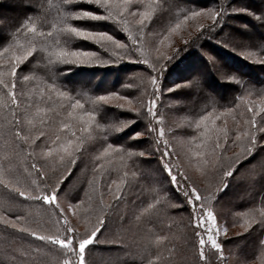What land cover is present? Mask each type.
I'll return each mask as SVG.
<instances>
[{"label":"snow or ice","instance_id":"1","mask_svg":"<svg viewBox=\"0 0 264 264\" xmlns=\"http://www.w3.org/2000/svg\"><path fill=\"white\" fill-rule=\"evenodd\" d=\"M173 2L174 0H163V5L158 7H161L163 11L164 6ZM27 3L36 5L37 9H39L36 15L27 17L16 29L15 35L9 33L0 34V110L6 109L11 115V119H7L5 116L0 121V136L10 138L13 144L11 151L5 152L3 156H0V190H2L0 191V228L3 229L5 234H20L23 239L31 237L44 242L46 246H51L50 252L52 249L58 250L65 257L62 264H87L86 249L91 245L100 243L98 234L103 235L102 229L109 231L110 225L113 223V213L119 207L121 200L125 199L124 193L128 187L127 178L129 174L124 172L122 178L114 179L107 183L106 188L113 201L111 204L105 202L103 193H100L94 200L93 196L87 192H85L86 200L79 199L76 204H68V211L71 212L72 216H77L80 206L87 203V207L83 211L89 217L88 222L91 227L86 229L83 234L79 233L66 214L65 208L59 202L58 192L65 176L71 173L70 165H75L77 158L82 154L85 142L95 140L97 138V130H100L106 139L108 128L99 123H96L94 128L96 111L85 110L84 103L80 99L73 98L67 107V116L69 121L75 120L76 124L62 122L57 134H55V138L50 142L44 131H40L38 135H33L31 128L28 127L32 124V118L29 113L31 105H22L16 91L17 70H20L19 79L21 81H29L30 76L24 74L25 69L32 63L29 58L31 57L32 60H35L37 56H40L41 59H45L42 54L47 53L46 71L49 77L55 81L57 74L54 66L56 64L93 65L101 62L102 57L99 52L85 50L84 48L72 50L65 46L74 39L86 41L89 44L98 46L104 52H110L116 59H109L106 61L107 63H115L120 59L130 60L136 55L137 51H140L136 47L139 44V37H130L132 39L131 45L125 44L111 34V30H102L105 24L99 22H118L125 26L124 31L127 32L128 21L125 15L138 16L137 24L139 27L137 31L143 35V28L146 26L145 22L152 19V13L148 10L140 11L139 9L134 12L130 11L133 0H79V2L78 0H62L64 11L60 18L53 22L49 19V15L40 0H27ZM85 5L94 7L92 10H84ZM231 11L247 12L264 23V10H261L259 15L255 12H250L246 8H232ZM228 12L229 9L223 7L219 9L216 7H201L199 10H189L183 16V21L205 17L212 23L207 28H205L204 24H198L197 29H205V32H212L219 23L223 22L224 16ZM72 20L85 22V25L74 26L71 23ZM88 22L96 23H92L89 26ZM180 27L181 23L178 22L170 29V32H175ZM205 32H201V35H204ZM167 38L165 36V40ZM199 38L197 37L193 41L194 45L197 44ZM250 46L254 47L256 45L255 43L249 45L247 41L241 44V47L245 49ZM260 46L261 50H264V44ZM249 55L251 56V53ZM168 59L170 57L166 54H160L149 65L152 71L156 73L149 78L152 85L149 99L138 98L134 102L133 99H129L127 96H121L117 92H110L96 96L93 101L99 107L110 104L114 99L121 100L124 103H119L115 107L136 113L137 119L150 116L151 119L148 122L146 132L149 137L156 133L158 144L163 145L162 151L159 147L156 149L160 151L159 159L162 163L169 156V145L166 139H162L164 137V129L156 126L162 122V118L156 115L155 109L157 99L160 96L158 77L164 67L163 60ZM207 60L209 66L216 64L214 57L208 56ZM142 62L145 65L149 64L147 58L143 59ZM260 62L264 63V60ZM228 79L236 80L237 78L235 75H229ZM237 82L239 83V81ZM52 87L55 88V83H53ZM257 91L264 94V89ZM246 92L250 95L252 88L249 87ZM58 95L64 96L65 93L59 92ZM240 99L244 100V97L242 96ZM76 109H80L82 114L76 116L74 111ZM247 111L251 113L250 118L245 121L247 127L243 131L238 128L233 140V143L238 144L241 150L230 158L228 167L225 168L221 164L223 187L219 189L220 191L228 187L227 178L233 176V165L238 164L241 158H246L253 153L257 147L258 139L264 146V136L259 138L257 136V133H264V126L257 127L258 112L254 110L251 102L247 105ZM260 111H264V108H261ZM211 115V113H208L202 116L200 123L196 126L200 127L204 121L209 120ZM153 121L156 122L155 125ZM131 122L125 121L121 127H125ZM115 130L118 131L119 129ZM222 131L224 143H227V129L225 128ZM60 132H63L64 135H60ZM142 134L136 133L135 135L139 137ZM40 137H45V140L38 144L37 140ZM220 140L221 136L217 135L212 146L213 152L224 148V144ZM122 151L128 152L130 150L108 143L103 148L102 156L98 159L110 154H119ZM21 154H24L30 161L26 167H22L18 162V157ZM203 154L200 151L195 153L196 156H202ZM140 155L143 156L144 153L141 152ZM217 160H220L219 156H217ZM103 166L102 163H97L94 171L103 168ZM60 168H63V171L57 174ZM46 169L55 176V179L50 184L44 179ZM163 170L167 173L170 183L178 185L176 175L173 174L170 164H164ZM33 173L35 174V179H31ZM180 174L183 175L182 172ZM184 179L187 181V177H184ZM90 183L98 185L99 180L93 177ZM93 190L95 191L96 189L94 188ZM149 190L154 191L155 189L150 187ZM212 195V193H209L207 197H203L196 187H189L188 190L183 191L187 207L190 209L193 235L198 241V264H209V261L205 258L206 247L216 250L218 264H224L226 259L222 251V244L217 239L220 235V230L217 228L216 216L212 209L203 202ZM157 203H159L158 199L151 203H146V206L141 209L140 215L136 219L139 221L141 216H143L144 222L147 223L148 219L156 211ZM17 209L22 211L18 212ZM258 214L260 216L259 225L264 228V210ZM92 217L95 218L94 221L91 220ZM118 220L123 224L125 217L120 214L118 215ZM255 222L254 218L245 221V231L247 232L251 229ZM50 229L55 230L51 231ZM118 230L119 225L114 236L103 242L116 246L122 253L121 256L117 257L116 264H173L172 260L163 256L158 247H154V245H159L160 241L164 239L163 237L156 236L154 240L149 239L146 243H139L137 240L126 242L119 237ZM224 231L227 230L225 229ZM258 243L260 246H264V240H260ZM26 254L27 252H25ZM71 257L75 259L73 260ZM0 264H7V262H0ZM49 264H60V261H49ZM236 264H248V258L239 257L236 260ZM260 264H264V256L261 257Z\"/></svg>","mask_w":264,"mask_h":264},{"label":"rangeland","instance_id":"2","mask_svg":"<svg viewBox=\"0 0 264 264\" xmlns=\"http://www.w3.org/2000/svg\"><path fill=\"white\" fill-rule=\"evenodd\" d=\"M193 1V0H191ZM200 3L201 7L207 8V7H214V5L210 6L211 0H194V2ZM156 2L154 1V6L150 4L144 3V0H133L132 6L130 8V11H136L139 9L140 11L148 10L152 13V19L150 21H146V26L143 28V35L140 34L139 38V44L136 46L140 49V51H137V54L141 55L140 57L143 59L145 58H158L160 54H166L170 59L163 60V62H167L170 60H174V55L176 51L186 44H188L193 38L202 37L201 32H205V29H197L198 24H204L205 28L208 27L209 24L212 22L208 20L205 17H199L196 19H189L188 21H183V16L180 17L179 23H181V27L175 31L170 32V29L175 26V24L168 28V29H162L158 26H154V22H159L160 16L162 17L161 12H157L156 9ZM27 3V2H26ZM22 0H0V34H4L8 29L12 31V33L16 34V29L18 27H8L11 26V20L16 17L21 11V6L26 4ZM249 5V6H248ZM161 6V5H160ZM232 6V7H231ZM200 7V8H201ZM232 8H239V9H248L250 12H255L257 15H259L258 10H264V0H229L228 9L229 12L227 15L224 16L223 22L219 23L215 29L214 32L217 31L216 34L214 32H209L214 34V38L219 40L220 43H224L225 45H230L236 52H240L249 59L261 63V60H264V57L258 55L255 50L250 46L247 49L241 47V44L245 41L248 43L250 38L255 32H262V37H264V27L261 26H252L250 23V19L254 18V16L249 15L247 12H233L231 11ZM199 10V9H197ZM64 11V10H63ZM162 11V10H161ZM163 13H167L168 9L166 7L162 11ZM51 13L53 14L52 10ZM59 13V12H58ZM58 13L53 15H59ZM188 13V12H187ZM186 13V14H187ZM185 14V15H186ZM167 15V14H165ZM251 17V18H250ZM125 18L128 21L127 27L129 29H132V27L138 26L137 20L139 19L138 16H128L125 15ZM250 18V19H249ZM256 19V18H255ZM114 23H118L115 22ZM178 23V22H177ZM123 24L117 25L118 27H121ZM139 27V26H138ZM12 28V29H11ZM122 31V29H121ZM140 33V32H138ZM206 33V32H205ZM111 34L115 35L117 39L122 40L124 43V38L121 36H117L115 33L111 32ZM128 34L130 42L128 45H131L132 39L134 38V35H132V32L129 31ZM120 35V34H119ZM165 36L168 38L165 40ZM261 36V35H259ZM120 37V38H119ZM131 37V38H130ZM199 38V39H200ZM187 41V43H185ZM85 47H83L85 50H91L95 51V48L97 47L94 44H89L86 41H83ZM94 49V50H93ZM100 51V50H99ZM127 51V50H125ZM205 53L208 56L214 57L216 64L212 65V68L214 70V74L216 75L219 80L228 79L227 70H235L238 67L233 64L232 62L226 61L221 55L214 54L213 52L205 49ZM251 53V56L249 55ZM123 55V53H122ZM109 58H104L101 60V62L105 64V66L109 65V67H113L116 63L120 64L122 62H126V60L129 59H120L117 60L115 63H107L106 61L109 60ZM149 58V59H150ZM112 59V58H111ZM116 58H113L115 60ZM30 60V59H29ZM131 61H136L135 59H130ZM138 61V60H137ZM141 63V61L139 60ZM95 65V64H93ZM71 66H85L86 68H91V65H71ZM72 69V67H71ZM70 71V68H69ZM195 72V71H194ZM197 72H200L199 77L202 81H209L207 76V69H197ZM30 76L29 81L23 82L19 79L20 76V70L17 71V94L18 99L21 100L22 105H31L33 109H29V113L32 118V124L28 127L31 128L33 135H38L40 131H43L42 128L47 129L44 131L47 134V137L49 138V142L55 138V134H57L59 126L62 122H70L73 124H76L75 120L69 121V118L67 121H65V116H63L64 111H66L67 116V107L69 105V102L75 99H79V97H74V94L71 92H68L61 87L58 86L54 97H51L50 103H46V100H43L44 96L47 94L40 85L38 76H35V74H29L27 72V69H25V73ZM124 74V73H123ZM101 77V74H98L97 72H91L88 73L85 70H83L80 74L75 75H69L65 74V81L67 84H82V82H88L93 83L92 89L95 87H102L105 85H113L114 81L112 80L114 75L111 74L107 77L105 82L98 84L96 82L98 78ZM229 80V79H228ZM165 85L162 89L165 93L164 95V106L162 113H165V115L162 118V122L160 123L159 127H162L164 129V137L162 139H166L168 141V152L169 156L165 158V161L162 163L159 159V156L157 158V162L153 163V166H157L158 164L164 165V164H170L171 168L173 169V174L176 175L178 185L171 184L168 179V184L172 185L176 192L178 193L179 197L182 198V202H179L177 205L186 206L187 201L185 200L183 196V191H186L189 189V187H196L198 191L201 192V195L203 197H207L209 193H212L213 195L205 199L203 202L212 209L216 216L217 221V228L220 230V235L217 237L218 242L222 244V251L224 253V257L226 258L224 261V264H236V260L239 257H247L248 258V264H260L261 257L264 256V246L258 254L255 253V249L253 248L255 244L253 243V235L256 234L258 238L259 230L264 228H261L259 225V212H250L244 209L243 207H238L240 205V202L245 199V196H249L248 193L245 190L239 191V189H236L235 185L231 186L230 182L233 178L242 179V180H249V178L254 179L259 176L258 174L264 169V161H262V157L264 156V146H262L261 141L258 139L257 147L254 149L253 153L249 155L246 158H241L240 162L238 164L233 165L232 171L233 176L227 178L228 187L225 188L223 191H220L219 189L223 187V177H222V171H221V164L226 168L229 165L230 158L233 157L235 153L240 152V146L238 144H234L233 140L235 139V134L237 129L239 128L241 131L246 129L245 121H247L251 113L247 111V114H236L232 110H221V111H212L211 117L209 120L204 121L200 127H197L196 125L200 123L201 117H195L191 112H187V107H189L190 103L189 100L191 99V93L190 89H186V87L189 85L186 83V81H182L181 78L177 79V77L174 75L170 77L165 78ZM23 82V83H22ZM214 84L215 82H210ZM212 84L208 85V88L210 90H216L217 92L221 93V87L215 88L212 86ZM40 85V86H39ZM39 86V87H38ZM212 86V87H211ZM80 92L82 88H79ZM171 89V91H169ZM86 91V89H84ZM59 92H64V96H57L56 95ZM119 93L121 96H127L125 94H122L118 91H114ZM23 93V95H21ZM107 93H102L101 95H104ZM48 96V95H47ZM190 96V99H189ZM129 99H133L134 102L136 99H142L139 94L136 96H127ZM85 99V98H83ZM81 100L84 103V108L87 111H96V114L99 112V107L93 103L95 98L90 102L88 99ZM40 100L41 104H36ZM28 101V103H27ZM252 106L254 107V110L258 112L257 115V127L264 126V111H260L261 108H264V96L260 97L256 100H250ZM119 103H124V101L121 100H112L110 104L105 105L109 108L113 109V112H120L122 109L115 107V105ZM63 106V107H62ZM98 109V110H97ZM247 109V107H246ZM127 110V109H126ZM7 111V110H6ZM75 115L79 116L81 115V110L76 109ZM129 111V110H127ZM116 115V114H114ZM207 115V114H205ZM0 120L4 119L6 116L7 119H11V115L8 113H5L3 110H0ZM68 117V116H67ZM115 116H113L114 118ZM96 116V121L93 124V127L95 128V124L103 123L100 121V119ZM214 121V123H213ZM53 122L57 123L56 126L53 127L51 125ZM129 125V124H128ZM125 127H129V126ZM44 126V127H43ZM78 127V125H77ZM114 127V126H112ZM125 127L118 128L120 130H125ZM227 129L228 132V141L227 143H224L223 140V129ZM116 128H112V132H118ZM123 130V131H124ZM122 131V132H123ZM130 132L132 133V136H130V139H141V138H148L147 132H144L140 126H135L134 129H131ZM136 133H143L141 136L137 137ZM60 135H64L63 132L59 133ZM203 134V135H202ZM221 136L220 142L224 144L223 149L216 150V152L212 151V146L215 141L216 136ZM118 136L121 138H124V132L123 134H118ZM258 138L260 136H264V133H257ZM104 136L103 133L100 132V130H97V138L93 141H86L84 144V147L82 149V154H88L92 153V157L98 158L102 156L103 148L107 146L108 143L111 142H104L103 141ZM45 140V137H40L37 140V143H41ZM9 141H11L10 138L5 137V140L0 141V156H3L5 154V145H8ZM203 142V143H202ZM5 143V144H4ZM114 144V143H112ZM115 145V144H114ZM157 149L154 147V150ZM197 151H200L204 153L202 156H196L195 153ZM9 152V149L8 151ZM23 155L26 160L27 157L24 154ZM118 155V156H117ZM121 154H110L109 156H105L109 159H121ZM145 159H150L153 157L151 153H144L143 155ZM217 156L220 157V160H217ZM20 157V156H19ZM18 157V158H19ZM250 162H254L255 164L250 166ZM107 165V163H106ZM72 165H70L71 168ZM248 167V168H247ZM110 168V166H109ZM72 169V168H71ZM151 170V168H149ZM253 170L255 173L248 174V171ZM46 174L44 178L47 180V182L50 184L53 182V179H55V176L53 173L49 170H45ZM60 171H63V168H60L57 172L59 174ZM178 171V172H177ZM129 175L128 179V187L126 189L133 188V181L134 178L141 174L139 171L137 172V169L128 170L126 171ZM183 173L181 175L180 173ZM121 173H123L121 168ZM135 174V175H133ZM146 177L151 179L150 175L146 173ZM119 178H112L109 175H100L98 177L99 184L97 186H94L91 188L90 191H84L83 198L86 200L85 192H87L89 195L93 196V199L95 200L100 193L104 194L105 202L106 203H113L110 194L107 191L106 185L107 183L111 182V180L114 179H120L123 177V175H120ZM184 177H187V181H185ZM68 178V174L63 179V187H61L60 191L58 192V199L61 203L62 207L65 208V212L68 215L69 219L71 220L74 227H76L79 231V233L83 234L86 229L91 227V224L88 222L89 217L84 213L83 209L87 207V203L84 205H81L78 209L77 216H72L71 212L68 211V204H76V202L79 200L78 198H74L73 193H76V184L78 182V177L74 179H70V181H67V184H65L66 179ZM231 180V181H230ZM234 184V183H233ZM143 185V184H142ZM151 185V184H149ZM66 187V188H65ZM142 187V186H141ZM96 189L95 191L93 189ZM245 188V187H244ZM2 191V190H0ZM133 193V191H132ZM81 199V198H80ZM18 212H21L22 210L17 209ZM262 210H260L261 212ZM254 218L255 223H253L252 228L249 229L247 232L245 231V221H248L250 219ZM94 217L91 218V220L94 221ZM113 224V223H112ZM142 228V227H141ZM139 229V228H138ZM227 231H224V230ZM51 231H54L55 229H50ZM120 230V229H119ZM118 230V234H119ZM103 235L98 234V240L100 243H102L104 237L107 239L112 238L114 236V231L112 229V225H110L109 231H104L102 229ZM115 232H117V229H115ZM254 233V234H253ZM239 234V235H238ZM253 234V235H252ZM151 236V235H150ZM148 234L145 235V239L139 240L141 243H146L148 238L150 237ZM260 236V235H259ZM165 237V236H162ZM261 240H264V236L261 237ZM37 242L41 243V241L35 240L34 238L27 237L26 239L21 238L20 234L16 235H5L0 234V250L4 253V251L9 252L10 254H7L5 260L7 264H49V261H60V264H62L63 259L65 258L61 253H59L58 250L52 249L53 252H50L47 254V252L44 253L41 245H38ZM131 240H128L127 242H130ZM254 245H253V244ZM99 244V243H98ZM39 246V247H38ZM95 245L89 246L88 249H86V261L87 264H116L117 257L121 256L122 253L118 250H113L110 247H94ZM16 247V248H15ZM216 252V250H214ZM25 252L27 254L25 255ZM50 255V256H49ZM73 260L74 257H71ZM22 260V261H21ZM215 264H218V260L216 259Z\"/></svg>","mask_w":264,"mask_h":264},{"label":"trees","instance_id":"3","mask_svg":"<svg viewBox=\"0 0 264 264\" xmlns=\"http://www.w3.org/2000/svg\"><path fill=\"white\" fill-rule=\"evenodd\" d=\"M22 1L25 3L27 2V0ZM154 1H157V12H161V14H164L162 15V17L160 16L159 22H156L157 20L154 22V26H158L162 29H168L179 22L180 17H182L180 15H185L189 10H197L201 7L200 3H197V1L194 2V0H174V2L170 5L164 6V8L166 7V9H168V12L163 13L161 11V7H158L160 5H163V0H144V3L154 6ZM40 3L47 11L49 19L51 21L56 22L62 15V12L64 10L62 0H40ZM214 4V7H216L217 9L221 7L228 8L229 0H211L210 6ZM93 7L94 6L85 5L84 10H92ZM21 8V12L11 20L12 25L8 27H19L27 17L35 16L37 11L39 10L37 9L35 4L29 3L21 6ZM51 10L53 14L59 12V15H53L51 13ZM258 11L260 14V10ZM249 21L253 27L256 25L264 27V23L255 19V17L251 18ZM71 23H73L74 26L85 25V22L77 20H72ZM92 23L96 22H88L89 26H91ZM99 23L105 24V27L102 30H111V32L115 33L117 36H121L122 38H124L125 44H129L130 42V40H128L130 36L128 34L129 31L132 32L134 38H140V33H138L137 31L138 26L132 27V29H129L128 27V31L125 32L124 25H121V27L117 26L120 23H114V21L111 23ZM218 30L219 29H217L216 32H214V30V34H216ZM5 33L14 35L10 29H8ZM214 34L206 32L198 40L196 45L193 44V41H195L196 38H193L188 44L181 46L176 51L174 60L172 59L170 60V62H163L164 67L158 77L160 85V96L157 99L155 109L156 115L158 117H163L165 115V113H162L165 95L162 89H165L164 86H166L165 78L170 77L171 74L172 76L175 75L177 79L181 78L182 81L185 80L186 83L189 84L186 89H190L191 99L189 96V103H191L189 104L190 106L187 107V112H191L195 117H202L209 112L221 111L224 109L232 110L236 114L240 113L245 115L247 114L246 107L250 100H256L264 96V94H261L257 91L259 89H264V63L255 62L242 53L234 51V49L230 47V45H225L223 42L220 43L219 40L214 38ZM249 42V45L255 43L256 46L251 47L258 55L264 57V50H261L260 46L264 44V37H262V32H255L250 38ZM65 46L69 47L72 50L85 47L84 42L78 39L70 41V43ZM205 49L213 52L214 54L218 53L226 61L235 64L238 68L235 70H227V74L235 75L237 79L219 80V78H217L213 73L214 70L212 66H209L208 64V55H206ZM95 51L100 53L102 59L109 57H111L112 59L115 58V56H113L110 52H104L98 46L95 48ZM42 55L45 56V59H41L40 56H37L35 60H32V58L30 57L29 59L32 61V63L29 64L26 69L29 74L32 73L35 74V76H38L41 88L45 92H47V94L42 95L44 96L43 100H46V103L48 104L50 103L49 95H51V97L53 98L58 86L68 92L73 93L74 97L77 98L80 96V100L85 98L90 102L96 96L101 95L102 93H110L114 91H118L122 94L132 97L139 94V96L143 100H147L150 98L149 93H151L152 91V85L149 78L156 73L152 71V68L149 65H151L157 58L149 57V64L145 65L142 62V58L140 57L142 54L139 55V53L137 54L136 52V55L132 58L136 61L126 60V62L124 61L120 64L116 63L113 67H109V65L105 66L104 62L91 65V68H86L85 66L73 67L71 66V64H56L54 66V69L57 75L55 81H53L46 71L47 53H43ZM137 60H140L141 63ZM198 68L207 69L206 73L207 76L209 75V81L215 82L216 88L221 87V93L217 92L215 89L210 90L208 88V85H211L212 83H207V81H202L199 77H197L200 75V72H197ZM83 70L88 73L97 72L98 74H101V77L97 79L98 82H96L98 84L105 82L107 77L113 74L114 77L112 80L114 81V84L105 85L103 86V88L95 87L93 89L91 88L93 83L91 84L88 82H82V84L79 85L75 83L67 84L64 79L65 74H80ZM237 81H239V83ZM53 83H55V88L52 87ZM212 86L215 88L214 84H212ZM249 87L252 88V93L250 95H248L246 92ZM79 88H82L81 92ZM84 89H86V91H84ZM57 96L59 95L57 94L56 97ZM242 96L244 97V100L240 99V97ZM40 102V100H38L37 102L35 101L36 104H39ZM29 109L33 108L30 107ZM3 111L5 113H8L6 109H4ZM65 112L66 111H64L63 116H65V121H67L68 117L66 116ZM96 116L100 119L103 125L108 128L106 139L105 135L103 134V141L106 143H114L120 148L130 151H122L121 153H119L121 154V159H109L105 156L102 159H98L99 157H92V153H86L84 155L81 154L77 158L76 164L71 166V173L68 174V178L65 181V184H67V181H70L71 178H79L76 184V193H73L74 198L82 199L84 191L88 192L91 190L93 185L90 183V181L93 179V177H95L97 180L100 175H109L112 178H119L121 177L120 175H123L124 172L128 170L135 171V169H137V172L139 171V173L141 172V174L134 178L132 188L133 193L132 191H130L131 189H126L124 193L125 199L121 200L119 207L113 213L112 229L114 233L115 229H117V226L119 225L120 230L118 235L126 242L128 240L138 241V239L141 241L145 239L146 234H148L149 236L151 235L148 240H154L156 236H165L163 237L164 239L160 241L159 245H154V247L159 248L164 257L172 260L173 264H198V241L193 235L190 209L187 207V205L181 207L177 205L179 202H182V198L179 197L175 188L172 185H169L170 183L168 184L167 173L163 170V166L158 164L157 166L149 167L153 165V163L157 162V158L158 156H160V151H157L156 149L154 150V147H159L162 151L163 145L158 144L156 133H153L151 137L148 136V138L145 137L144 139H130V136H132L133 133L130 132V130L134 129V127L137 125L140 126V128L144 132H146V128L151 117L148 116L137 119L136 113L127 111L126 109H122V111L120 112H113L112 108H109L105 105L99 106V112L96 114ZM113 116L115 117L113 118ZM2 120L3 119H1L0 121ZM125 121L132 122L129 123V127H125V130L123 129L124 131L120 130L115 133L111 131L112 128H120ZM56 124L57 123L53 122L51 125H53L54 127L56 126ZM153 124L155 125L156 122L153 121ZM159 125L160 124L156 126L158 127ZM42 130L46 131L47 129L42 128ZM122 131L125 135L124 138L118 136V134H123ZM3 140H5V136H0V141ZM12 147V141H9V144L5 145V152H7L8 149L9 151H11ZM141 152L151 153L153 157L151 159L150 157H148L149 159H145L143 158L144 156L140 155ZM262 161H264V156L262 157ZM18 162L22 167H26L30 163V161L28 159L26 160L23 155H20V157L18 158ZM97 163H102L104 166L103 168L96 169L94 171ZM254 164V162H250V166H253ZM121 168L123 173H121ZM149 168H151V170ZM145 171L150 175L151 179H149V177H146L147 174H145ZM252 172L253 170L248 171L247 173L251 174ZM258 175L259 176L257 177V179L249 178L248 181L247 179L240 180L237 178H233L232 181L230 180L231 186L235 185L236 189H239V191L245 190L249 195L245 196V199L240 202V205L238 207H243L247 211L255 213L260 212V210H264V169ZM35 178V174L33 173L31 179ZM128 178L130 179V177ZM61 187H63V181L61 182ZM150 187L155 190L150 191ZM157 199L159 200V203L156 204V211L153 213L151 218L148 219L147 223L144 222L143 216H141L140 220L138 221L136 217L140 215L141 209L146 206V203H151ZM120 214L125 217L123 224H121L118 220V215ZM0 234H5L2 228H0ZM262 236H264V230L262 229L259 230L257 239H255L257 235H253V243L255 244L253 248H256L254 250L255 253L252 252L253 254L257 255L258 252L262 250L263 246H260L258 243L261 240ZM103 239L106 240L107 238L104 237ZM105 240H103L102 243L94 244V247L99 246L100 248H102L106 246L112 248L113 250L116 249L119 251L116 246L103 243ZM36 243L38 245H41L40 248H42L41 250H43L44 253H50L49 249L51 248V246H46L44 242L39 243L36 241ZM9 252L4 251L3 253L2 250H0V262L6 261L5 258L7 254H10ZM51 252H53V250ZM205 258L209 261V264H215L217 257L214 249L206 247Z\"/></svg>","mask_w":264,"mask_h":264}]
</instances>
